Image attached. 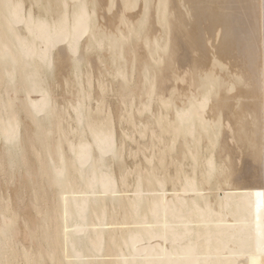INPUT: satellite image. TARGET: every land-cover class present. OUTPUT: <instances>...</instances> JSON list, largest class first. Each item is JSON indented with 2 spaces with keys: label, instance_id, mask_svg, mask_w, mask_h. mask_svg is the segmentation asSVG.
Here are the masks:
<instances>
[{
  "label": "bare ground",
  "instance_id": "bare-ground-1",
  "mask_svg": "<svg viewBox=\"0 0 264 264\" xmlns=\"http://www.w3.org/2000/svg\"><path fill=\"white\" fill-rule=\"evenodd\" d=\"M262 154L264 0H0V264H264Z\"/></svg>",
  "mask_w": 264,
  "mask_h": 264
},
{
  "label": "rangeland",
  "instance_id": "rangeland-1",
  "mask_svg": "<svg viewBox=\"0 0 264 264\" xmlns=\"http://www.w3.org/2000/svg\"><path fill=\"white\" fill-rule=\"evenodd\" d=\"M118 2H119V1H118ZM117 6H118V5L116 4V7L114 8V10L117 9ZM217 27H218V29H217L218 31H220L219 29H222V28H219L220 26H215V28H213L212 31H210V32H209V31H206V32H205V38L207 39V36H208V40H209V36H210V40H211V42H212V43L208 44V43L210 42V40H209V42L207 41V51H208L212 46H213V49H212V50H213V51L215 50L213 53L210 51L211 49L209 50L212 54H214V53L216 54V49H217V52H218V45H219V43H220V37H221V33H222V32H220V36H218L219 33H218V31H216V28H217ZM215 31H216V32H215ZM207 32L210 33V34H213L214 36L217 34V36L215 37V40H214L215 42H213V40H212V38H213L214 36L211 37V35H209ZM213 32H214V33H213ZM206 33H207V34H206ZM206 35H207V36H206ZM217 38H218L219 40H218ZM206 39H205V40H206ZM213 39H214V38H213ZM216 39H217V40H216ZM216 42H217V43H216ZM213 44H214V45H213ZM216 45H217V46H216ZM214 46H215V47H214ZM208 47H209V48H208ZM214 48H216V49H214ZM209 51H208V55H209ZM211 56H212V55L210 54L209 57H211ZM226 59H228V58H226ZM226 59H225L224 61L227 62L226 64H228V65L230 66V64H231V63H230V60L228 59V61H227ZM230 59H231V57H230ZM228 62H229V63H228ZM231 62H232V64H233V58H232ZM91 65H92V66L94 65V69H93V67H92ZM95 65H96V66H95ZM228 65H225L224 68H218V69H217V73H218L220 76H222V77H226V71H228V69H229ZM97 66H98V68H97ZM163 66H164V63H163ZM90 67H91V69H90ZM95 67L100 71V66H99V64H96V63L93 64V62H92L91 64H89V65L85 68V70L87 69V70L91 73V75H92V79L95 80V81H97L96 83L93 82L94 84H96V86H94V87H95V90L98 89V83H99V81H100L101 79H102V81H105L104 83L107 85L108 89L111 90V91L108 90V93H107V94H108V98H109V100H108V98H107V100H108V102L110 101L109 103L111 104V106H112V104H113L112 102H114L113 106L116 107V105H118V104H117L118 102H117V100H116L117 97H116V95L114 94V91L112 92V88H109L110 85H108L109 83L111 84V82H110V81H111V77H110L109 75H107V74H104V75H105V76H104L103 73H101V71L99 72V71H97V69L95 70ZM231 67L233 68V65H232ZM92 71H94V73H93ZM179 71H180V73H181V69L177 70L178 73H179ZM97 72H98V73H97ZM92 73H93V74H92ZM95 73H96V74H95ZM94 74H95V76H94ZM97 74H98V75H97ZM102 75H103V76H102ZM172 75L174 76L175 73H171L170 75H168L169 78L171 77V79H169L168 76H167V78H168L169 81L167 80V78H165V80H167L169 83L172 82V80L174 79ZM182 75H183V74H182ZM93 76H94V77H93ZM96 76H98V77H96ZM185 76H186V75H185ZM188 76H189V75H188ZM59 77H60L61 81H63V77H62L61 75H60ZM95 77H96V79H97V78H98V79H97V80L94 79ZM103 77H105V78H103ZM103 79H104V80H103ZM106 79L109 80V81H108L109 83L107 82ZM167 81H166V83H167ZM178 82H179L180 85L182 84V82H180V81H178ZM63 83H64V82H63ZM63 83H62V85H59L60 88H59L58 86L56 87V89H55V97H56L57 100L60 99V101H59V100H58V101H59V103L62 102V103H60L61 106L64 105L63 107H67V104H66V103H68L71 99L74 98L73 96H75V95L72 94V93H75V92H76V91H75V88H76V87H75V88H73L74 86H73V87H70L71 89L73 88V89L71 90L70 88H67V86L64 87V84H63ZM107 83H108V84H107ZM186 83H187V86H188V89H189V92H190V93H197V92H199L200 89H201L200 87L197 86V82H196V80H195L194 78L191 79L190 77L187 78V76H186L185 84H186ZM237 83L239 84L240 81H238ZM94 84H93V85H94ZM61 86H62V87H61ZM63 87L65 88V90H63V89H64ZM111 87H113V85H111ZM69 89H70V90H69ZM57 90H58V91H57ZM73 90H74L75 92H73ZM64 91H65V92H64ZM66 91H67V92H66ZM68 91H69V92H68ZM70 92H71V93H70ZM109 92H110V93H109ZM56 93H57V95H58V93H59V96H58V97H57ZM68 93H70V94H68ZM110 94H111V95H110ZM112 94H113L114 96H113ZM221 94H222V93H221ZM221 94L219 93L218 96H220ZM63 96L65 97V99H64ZM66 96H67V98H66ZM109 96H110V97H109ZM218 96H217V97H218ZM71 97H72V98H71ZM112 97H113V98H112ZM114 97H115V98H114ZM217 97H216V98H217ZM63 99H64L65 101H63ZM66 99H67V101H66ZM112 100H113V101H112ZM111 101H112V102H111ZM93 104L95 105V104H96V101L93 100ZM113 106H112V107H113ZM115 107H113V110L116 111ZM115 114H116V112H115ZM117 124H118V121L116 122V125H117ZM118 127H119V130H118ZM118 127H117V130H118V132L120 133V124H118ZM135 146H136V144L133 143V144H132V147L135 148ZM127 150H128V149H127ZM220 150H221V145H219V146L217 147V149H216L217 155L221 154ZM245 159H246V156L243 158V160H245ZM128 160H129V161H128ZM130 161H131V158H128V157H127V162H128L129 164H131V162H132V161H131V162H130ZM226 162H227V165H228V162L230 163V161H228V160H226ZM241 165H242V162H241V164L238 165V167H240ZM20 225H21V223L18 222V223L15 225V228H18Z\"/></svg>",
  "mask_w": 264,
  "mask_h": 264
},
{
  "label": "snow or ice",
  "instance_id": "snow-or-ice-1",
  "mask_svg": "<svg viewBox=\"0 0 264 264\" xmlns=\"http://www.w3.org/2000/svg\"><path fill=\"white\" fill-rule=\"evenodd\" d=\"M8 6H10V5H8ZM45 58H47V54H45ZM261 161H262V163H264V154H262V156H261ZM261 252H262V254H264V246H262Z\"/></svg>",
  "mask_w": 264,
  "mask_h": 264
}]
</instances>
